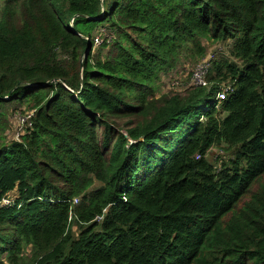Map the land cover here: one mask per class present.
<instances>
[{
    "label": "trees",
    "instance_id": "obj_1",
    "mask_svg": "<svg viewBox=\"0 0 264 264\" xmlns=\"http://www.w3.org/2000/svg\"><path fill=\"white\" fill-rule=\"evenodd\" d=\"M204 40L236 61H209L208 87L157 96L182 55L206 58ZM17 113L32 116L11 139ZM216 146L228 161L209 160ZM9 194L0 264H264V0L0 8Z\"/></svg>",
    "mask_w": 264,
    "mask_h": 264
},
{
    "label": "rangeland",
    "instance_id": "obj_2",
    "mask_svg": "<svg viewBox=\"0 0 264 264\" xmlns=\"http://www.w3.org/2000/svg\"><path fill=\"white\" fill-rule=\"evenodd\" d=\"M10 3L12 7L19 9V6L23 3V0H0V8H4L7 6V3ZM204 46L206 47V58L199 59L192 54L185 53L181 56L180 61L177 67L170 72L163 73L161 76V81L157 86V96L162 94H167L169 92H185L192 87H198L192 80L197 67L201 64L207 63V61L213 62L215 59L216 61H221L224 59H229L230 61H236L232 56H230L229 46L230 43H215L208 40H204ZM98 50V49H97ZM95 50V53L98 51ZM228 87V85H224ZM202 110L204 106L201 107ZM219 110V109H218ZM22 115L17 113L15 115L11 114L10 119V128L7 131V136L9 138H16L18 137V133H22L24 127L20 123V118ZM224 116V115H222ZM232 153L227 152L223 149V146H216L209 152V160L213 162L215 165L220 164L221 161H228L230 159ZM219 160V162H217ZM97 185H100L97 183ZM74 234H78L77 227L73 228ZM30 251L26 253L29 255Z\"/></svg>",
    "mask_w": 264,
    "mask_h": 264
},
{
    "label": "built area",
    "instance_id": "obj_3",
    "mask_svg": "<svg viewBox=\"0 0 264 264\" xmlns=\"http://www.w3.org/2000/svg\"><path fill=\"white\" fill-rule=\"evenodd\" d=\"M71 23L73 24V20ZM208 71H209V61H207V63L201 64L197 67V70H196L192 80L198 87H208L209 83L206 79ZM224 85H227V84H223L221 90L219 91V93L217 94V97H216L217 107L220 106L221 103H223L227 99L228 92H230L232 89L231 85H228V87H225ZM31 116H32V114L29 117L20 118V123L22 124V127H24L25 121L28 120ZM19 136H20V133H18V137ZM13 196H14V194H9V195L5 196L4 198H2L0 200V207H2V206L10 207V206L14 205L15 198H13ZM75 203H77V200L75 201Z\"/></svg>",
    "mask_w": 264,
    "mask_h": 264
},
{
    "label": "water",
    "instance_id": "obj_4",
    "mask_svg": "<svg viewBox=\"0 0 264 264\" xmlns=\"http://www.w3.org/2000/svg\"><path fill=\"white\" fill-rule=\"evenodd\" d=\"M91 49H92V44H90V46H89V50H87L86 53H88V51H90Z\"/></svg>",
    "mask_w": 264,
    "mask_h": 264
}]
</instances>
